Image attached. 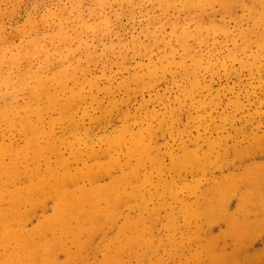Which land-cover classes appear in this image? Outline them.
Returning <instances> with one entry per match:
<instances>
[{"label":"rangeland","instance_id":"obj_1","mask_svg":"<svg viewBox=\"0 0 264 264\" xmlns=\"http://www.w3.org/2000/svg\"><path fill=\"white\" fill-rule=\"evenodd\" d=\"M50 263L264 264V0H0V264Z\"/></svg>","mask_w":264,"mask_h":264},{"label":"bare ground","instance_id":"obj_2","mask_svg":"<svg viewBox=\"0 0 264 264\" xmlns=\"http://www.w3.org/2000/svg\"><path fill=\"white\" fill-rule=\"evenodd\" d=\"M53 186H55V185H53ZM57 186H61V187H63L64 189H65V187L64 186H66L65 185V181H61V179H59L57 182H56V187ZM95 196H98V195H94V194H92V197L91 198H94ZM89 197V195H86V196H84V197H81L78 201H76V200H68L66 203H64V205H63V208H67V207H69L71 204H74V203H78V204H84L85 202H86V198H88ZM62 208V209H63ZM62 214H64V213H62L61 212V215H57V217H55V218H53V219H49V221H51V224H54L58 219H59V217H61L62 216ZM66 217V216H65ZM68 219V218H67ZM50 264H52V263H50Z\"/></svg>","mask_w":264,"mask_h":264}]
</instances>
